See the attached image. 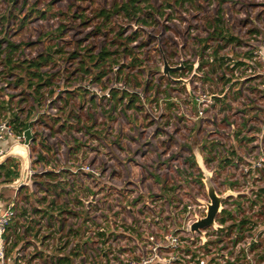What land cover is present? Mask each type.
Listing matches in <instances>:
<instances>
[{
    "label": "rangeland",
    "instance_id": "rangeland-1",
    "mask_svg": "<svg viewBox=\"0 0 264 264\" xmlns=\"http://www.w3.org/2000/svg\"><path fill=\"white\" fill-rule=\"evenodd\" d=\"M126 1L0 0V119L31 124L36 138L8 154L29 187L0 184V214L16 209L8 250L36 246L38 232L55 245L165 248L188 211L207 215L199 164L230 193L233 222L259 225L264 170L249 161L264 150V0H146L134 21L114 12ZM9 53L52 58L38 109ZM165 59L180 70L164 74Z\"/></svg>",
    "mask_w": 264,
    "mask_h": 264
},
{
    "label": "built area",
    "instance_id": "built-area-1",
    "mask_svg": "<svg viewBox=\"0 0 264 264\" xmlns=\"http://www.w3.org/2000/svg\"><path fill=\"white\" fill-rule=\"evenodd\" d=\"M11 140L14 143L8 150L0 147V162L5 160L8 154H13L16 147L25 150L32 143L26 144L25 130L18 132L9 121L0 119V144ZM258 142L259 145L264 144L262 140ZM261 155L257 160L249 161L250 171L264 170V150ZM18 181L19 179L16 183ZM29 181H25L26 183L20 186L29 187ZM260 191L264 194V189ZM259 194L258 191L255 205V210L259 214V225L253 231L248 218L238 224L236 220L233 222L235 217L232 216V211L224 207L223 204L226 201L224 200L221 204V213L215 220L218 226L202 230L204 237L198 232H192L191 226L200 219L206 218L207 215L198 217L193 209L194 213L188 211V216L179 229L167 234L165 248L151 245L145 248L138 245L133 252L131 250L126 252L127 250L125 251L122 246L107 242L99 248L86 244L55 245L57 241L52 238V235L42 234L41 236L40 232L33 235L39 240L36 246H27L28 243L24 242L26 246L11 247V250H8L11 244L10 238L6 244L3 239L7 237L6 232L15 218L16 209L13 203L0 214V264H264V204ZM246 214H249V211ZM187 233L190 234L191 244L196 242L193 247L187 248L180 240L181 236H186ZM100 234L108 238L106 232L101 231ZM161 249L176 252L177 255L162 258L160 257Z\"/></svg>",
    "mask_w": 264,
    "mask_h": 264
},
{
    "label": "trees",
    "instance_id": "trees-1",
    "mask_svg": "<svg viewBox=\"0 0 264 264\" xmlns=\"http://www.w3.org/2000/svg\"><path fill=\"white\" fill-rule=\"evenodd\" d=\"M146 1V0H127L126 2H124L123 4L117 5L116 8L114 9L115 13L118 14H122L123 16H126L129 20L134 21L135 18H137L138 16L137 13H139L141 11V5L142 3ZM107 19L110 18V15L104 14ZM140 20V19H138ZM217 33V30H216ZM140 32L139 31H135L133 32L131 35H129L126 38V41H128L129 43H135L139 40L140 38ZM10 51H13L14 49H17V46L10 43L8 44ZM1 57V54H0ZM110 56H108V54H105L104 52L100 53L97 57H92V59L94 60L93 62H95V64L100 63L101 61L105 62L106 59H108ZM7 66L11 67V69H20L22 72H25L27 74V77L29 78V83H28V88L32 89L34 86V92L33 95L36 97V102H35V108L38 109L39 105L41 103L40 100V95L39 90L42 87V82L44 81V76L43 74H41V70L48 66L51 62H52V58L50 57V55H40L37 57V59L34 60H26L24 62H20L17 61V63L13 62V58L11 57V54L9 53L8 55H6L4 57ZM23 79H19L18 81V85L21 86V82ZM34 83V81H36ZM114 94V92H112ZM38 106V107H37ZM26 123L25 122H20L19 119H16V125H15V129L18 132H23L26 128ZM30 128L32 129V125L30 124ZM54 128V127H53ZM36 141V138H34L33 142ZM35 144V143H34ZM48 151V150H47ZM41 160H43V158L41 157ZM13 162H15L14 159L12 158H8V160H6L5 162H3L2 164H0V181L1 179H3V182L1 183H5V184H9V183H13L16 182L20 177V168L17 165L13 164ZM48 187H50V185H48ZM54 188V186H52Z\"/></svg>",
    "mask_w": 264,
    "mask_h": 264
},
{
    "label": "water",
    "instance_id": "water-1",
    "mask_svg": "<svg viewBox=\"0 0 264 264\" xmlns=\"http://www.w3.org/2000/svg\"><path fill=\"white\" fill-rule=\"evenodd\" d=\"M164 64H165L164 74H168L169 71L180 70V68H178V69L171 68L166 59L164 60ZM25 137H27V140H26L27 145L30 144V142H33V140H34L32 130L30 128V124H28V123H27L26 128H25ZM8 158H7V160H8ZM199 165H200L201 171L204 173V178H205L204 179V185H205L206 192H208V197H209L210 201L207 202V217L204 219H200L198 222L194 223L191 226V231L194 233L198 232L202 237H204L203 232H201L202 230H206L211 226L212 227L218 226L215 220H216L217 216L221 213L222 202L227 199V197L230 195V193H227L224 196H220L219 193L216 192V189H215L214 184L212 182V173L209 172L207 169H205L203 164H199ZM24 173H25V165H24L23 170L20 174L19 181L17 183H13L11 186L18 187V186L24 184L25 183L24 182L25 180L23 177ZM22 187H24V186H22Z\"/></svg>",
    "mask_w": 264,
    "mask_h": 264
},
{
    "label": "bare ground",
    "instance_id": "bare-ground-1",
    "mask_svg": "<svg viewBox=\"0 0 264 264\" xmlns=\"http://www.w3.org/2000/svg\"><path fill=\"white\" fill-rule=\"evenodd\" d=\"M16 148H21V147H16ZM16 148H15V149H16ZM15 149H14V151H15ZM14 151H13V154H12V155H14ZM18 157H19V156H18Z\"/></svg>",
    "mask_w": 264,
    "mask_h": 264
}]
</instances>
